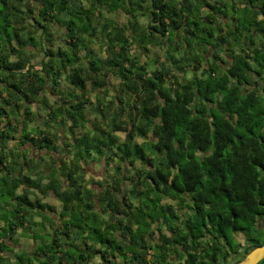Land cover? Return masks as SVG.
Returning a JSON list of instances; mask_svg holds the SVG:
<instances>
[{"label":"trees","instance_id":"1","mask_svg":"<svg viewBox=\"0 0 264 264\" xmlns=\"http://www.w3.org/2000/svg\"><path fill=\"white\" fill-rule=\"evenodd\" d=\"M84 1L0 0V264H221L240 230L237 263L264 242V0Z\"/></svg>","mask_w":264,"mask_h":264},{"label":"rangeland","instance_id":"2","mask_svg":"<svg viewBox=\"0 0 264 264\" xmlns=\"http://www.w3.org/2000/svg\"><path fill=\"white\" fill-rule=\"evenodd\" d=\"M256 3L259 4L258 1H256ZM82 4L84 6L92 5V3L89 0H85ZM105 14L107 16H109V17L116 18L118 20L119 25H122V24H124L126 22L125 17H123L121 14H116V15H113L111 13H105ZM232 14L233 13H229V17L230 18L232 16ZM228 20H229V18H228ZM86 22H89L88 19H86ZM90 22H91L92 26H93V24L95 25V23H96L95 20H91ZM244 22H245V20L243 19V23ZM150 48H151V51L149 53L150 56L148 54L147 58H148V56H149V58L153 57V59H155L157 61L156 62V66L158 68L161 67V63L164 61L163 57L166 54L167 47L164 45V48H160V49H158V48L153 49L152 47H150ZM141 59L143 61L145 59L144 56L141 55ZM87 91H88L89 94H92V98L91 99H92V102H94V100H95L94 94L90 91V89H88ZM86 108H87V106H86ZM31 125L32 124L30 122L29 126H31ZM30 129H32V128H30ZM118 135L123 137V134H121V133H118ZM114 167H115V163H112L110 166L104 168L102 161L100 162L99 160H95V161L91 162L90 164H88L86 166V169L88 170L87 176L89 177V179H92V182H93V184H91V185H93L94 187H97L94 183H96L99 180H101L104 176H107V178H109L110 177L109 175H111L113 173ZM43 200L45 202H48L50 205L55 207L54 212H53L54 215H57L59 213L60 206H59V202L57 200H55V199H47V198H44ZM161 202H162V204H173V206L176 207L175 202L170 200V199H164ZM1 207H3V204H2ZM185 211L186 210L183 209L180 212L184 213ZM161 219H163V218H161ZM260 225L261 226L257 228L258 231L254 232L252 234V236L254 238L258 237L262 241V240H264L263 239V236H264V220L263 219H261V224ZM46 231L50 232L51 228L49 226H47ZM44 233H45V235L43 237H35L34 239L33 238L32 239L28 238L26 236H23L21 233H18L15 236V237H17V238H15V240L17 242V244L15 245L16 250L29 248L31 245H33V246H38L39 245L40 247L45 246L46 244H48L50 242L51 234H48L46 232H44ZM228 234H229V239H230L229 246H231L233 249L230 248V247L228 248V246L226 244H224V250L226 251L225 254L227 256H226V258L220 256V260L219 261H220L221 264H236L235 262L241 256V254H242L241 252L243 250V247L247 243L246 240H245V234H244V231H240V230L233 231V232H230ZM222 242L224 243L223 240H222ZM239 244H241V246ZM234 249L236 250L235 252H233ZM152 253L153 252L151 251V254Z\"/></svg>","mask_w":264,"mask_h":264},{"label":"water","instance_id":"3","mask_svg":"<svg viewBox=\"0 0 264 264\" xmlns=\"http://www.w3.org/2000/svg\"><path fill=\"white\" fill-rule=\"evenodd\" d=\"M264 258V243L254 247L236 264H257Z\"/></svg>","mask_w":264,"mask_h":264},{"label":"crops","instance_id":"4","mask_svg":"<svg viewBox=\"0 0 264 264\" xmlns=\"http://www.w3.org/2000/svg\"><path fill=\"white\" fill-rule=\"evenodd\" d=\"M62 142H63V141L61 140V143H62ZM60 151H62L61 148H59V149L56 150V151H52V155H54V157H56V158H58L60 155H64V154H62L63 152H60ZM36 154H37L36 150L33 149V148H30V157L35 158ZM36 158H37V157H36ZM55 165H58V162H55ZM43 167H44V166H43ZM46 198H47V197H46ZM47 199H53V198H47ZM42 201L45 202L44 200H42ZM59 206H60V203H59ZM176 208H177V207H176ZM176 212H177V210H176ZM11 255H13L12 252H5V253H4V256H11Z\"/></svg>","mask_w":264,"mask_h":264},{"label":"clouds","instance_id":"5","mask_svg":"<svg viewBox=\"0 0 264 264\" xmlns=\"http://www.w3.org/2000/svg\"><path fill=\"white\" fill-rule=\"evenodd\" d=\"M245 256V255H244ZM242 259V258H241Z\"/></svg>","mask_w":264,"mask_h":264}]
</instances>
